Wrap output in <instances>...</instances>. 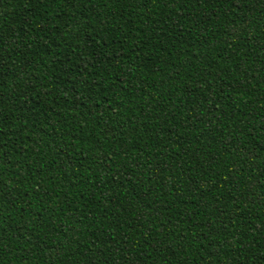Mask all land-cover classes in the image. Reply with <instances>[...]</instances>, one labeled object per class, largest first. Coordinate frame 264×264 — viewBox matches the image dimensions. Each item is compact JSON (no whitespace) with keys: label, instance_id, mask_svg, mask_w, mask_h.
I'll return each instance as SVG.
<instances>
[{"label":"trees","instance_id":"trees-1","mask_svg":"<svg viewBox=\"0 0 264 264\" xmlns=\"http://www.w3.org/2000/svg\"><path fill=\"white\" fill-rule=\"evenodd\" d=\"M0 264H264V0H0Z\"/></svg>","mask_w":264,"mask_h":264}]
</instances>
